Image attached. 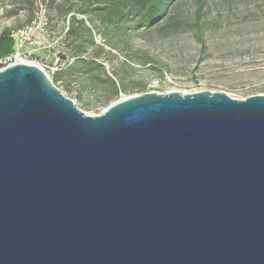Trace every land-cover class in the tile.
Masks as SVG:
<instances>
[{"label":"water","instance_id":"obj_1","mask_svg":"<svg viewBox=\"0 0 264 264\" xmlns=\"http://www.w3.org/2000/svg\"><path fill=\"white\" fill-rule=\"evenodd\" d=\"M0 264H264V95L86 115L36 65L0 70Z\"/></svg>","mask_w":264,"mask_h":264},{"label":"rangeland","instance_id":"obj_2","mask_svg":"<svg viewBox=\"0 0 264 264\" xmlns=\"http://www.w3.org/2000/svg\"><path fill=\"white\" fill-rule=\"evenodd\" d=\"M138 1L0 0V37L46 23L23 60L86 115L149 92L264 95V0H202L199 31V0Z\"/></svg>","mask_w":264,"mask_h":264},{"label":"built area","instance_id":"obj_3","mask_svg":"<svg viewBox=\"0 0 264 264\" xmlns=\"http://www.w3.org/2000/svg\"><path fill=\"white\" fill-rule=\"evenodd\" d=\"M45 27L46 23H43L41 19L38 18L22 29L11 31L8 37L16 43V47L11 53L0 57V70L16 63H27L23 60L28 52L26 45H32L34 43L33 40L36 39L37 35H39Z\"/></svg>","mask_w":264,"mask_h":264},{"label":"trees","instance_id":"obj_4","mask_svg":"<svg viewBox=\"0 0 264 264\" xmlns=\"http://www.w3.org/2000/svg\"><path fill=\"white\" fill-rule=\"evenodd\" d=\"M151 1V0H139L137 4H144L146 6V4ZM152 1H155V0H152ZM159 2V0H157ZM173 0H169V2H171ZM203 6H204V2L202 0H199V4H198V8H197V11H196V28H197V31L200 30V27H199V23H200V15H201V12H202V9H203ZM156 9H157V6L156 5H152V10L148 13H143L141 16H140V22L141 23H144V22H149V21H153L154 18H155V14H156ZM146 11V10H145ZM144 12V11H143ZM153 13L151 15H149L150 13ZM12 51H14V41L9 38V37H0V57L6 55V54H9L11 53Z\"/></svg>","mask_w":264,"mask_h":264}]
</instances>
